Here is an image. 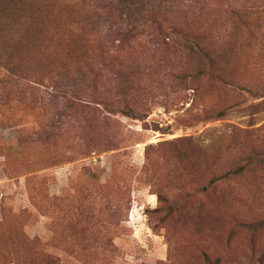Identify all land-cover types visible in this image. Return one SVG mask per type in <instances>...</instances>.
I'll return each instance as SVG.
<instances>
[{
	"label": "rangeland",
	"instance_id": "rangeland-1",
	"mask_svg": "<svg viewBox=\"0 0 264 264\" xmlns=\"http://www.w3.org/2000/svg\"><path fill=\"white\" fill-rule=\"evenodd\" d=\"M263 155L264 0H0V264H264Z\"/></svg>",
	"mask_w": 264,
	"mask_h": 264
},
{
	"label": "trees",
	"instance_id": "trees-1",
	"mask_svg": "<svg viewBox=\"0 0 264 264\" xmlns=\"http://www.w3.org/2000/svg\"><path fill=\"white\" fill-rule=\"evenodd\" d=\"M223 112H220V114H222ZM260 161H263L264 162V155L260 158ZM239 171H241V169H238V171H234L235 173H237V172H239ZM215 180L214 179H211L210 181H209V184H212L213 182H214ZM205 188H206V186H205ZM158 196V195H157Z\"/></svg>",
	"mask_w": 264,
	"mask_h": 264
},
{
	"label": "built area",
	"instance_id": "built-area-1",
	"mask_svg": "<svg viewBox=\"0 0 264 264\" xmlns=\"http://www.w3.org/2000/svg\"><path fill=\"white\" fill-rule=\"evenodd\" d=\"M0 182L2 183V181H0ZM0 195H2V193Z\"/></svg>",
	"mask_w": 264,
	"mask_h": 264
}]
</instances>
